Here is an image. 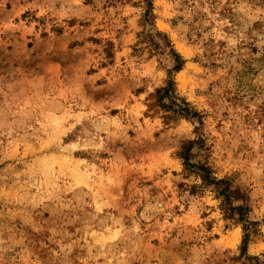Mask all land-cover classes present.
Listing matches in <instances>:
<instances>
[{
  "label": "rangeland",
  "instance_id": "1",
  "mask_svg": "<svg viewBox=\"0 0 264 264\" xmlns=\"http://www.w3.org/2000/svg\"><path fill=\"white\" fill-rule=\"evenodd\" d=\"M0 264H264V0H0Z\"/></svg>",
  "mask_w": 264,
  "mask_h": 264
},
{
  "label": "trees",
  "instance_id": "2",
  "mask_svg": "<svg viewBox=\"0 0 264 264\" xmlns=\"http://www.w3.org/2000/svg\"><path fill=\"white\" fill-rule=\"evenodd\" d=\"M147 5H150L149 1H147ZM172 54H173V60H174V66H173L172 70L177 71L182 66V59L180 58V56L176 52L173 51ZM168 74H170V71H168ZM173 84H174V82H173L172 78L169 76L168 77V80L166 81L165 86L164 87H161V88H159V89L156 90V93H157V96H156L157 97V101H158V103L160 104L161 107H165V105L163 103V97L170 95V93L173 90ZM179 109H180L179 113L184 112V114L186 113L187 115L188 114H191V112L189 111V109L182 108V107H180ZM191 144H192V141H189L188 142V146H183L182 147V151H180V153H179V156L183 159V163H184L185 166H191L188 163V152L190 150ZM198 168L202 171V166H199ZM202 177L204 179H206L207 178V175H203V173H202ZM220 181L221 180H218L215 183H218ZM227 191H228V188L225 186L223 189H221V191H219V194L220 195H224L225 199H227L229 197ZM236 209H238V219L239 220H246V219H244L245 212H246L245 211V208L237 207ZM246 225H245V227H246ZM245 230H247V227H246ZM247 235H248V233H245L244 234V237L242 239V252H244L245 251V248H246V244H247V241H248Z\"/></svg>",
  "mask_w": 264,
  "mask_h": 264
}]
</instances>
